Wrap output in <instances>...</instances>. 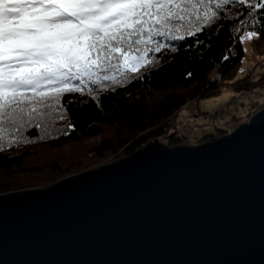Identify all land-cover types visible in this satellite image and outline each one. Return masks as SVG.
Listing matches in <instances>:
<instances>
[{
	"label": "water",
	"instance_id": "water-1",
	"mask_svg": "<svg viewBox=\"0 0 264 264\" xmlns=\"http://www.w3.org/2000/svg\"><path fill=\"white\" fill-rule=\"evenodd\" d=\"M0 264H264V107L200 144L152 139L0 194Z\"/></svg>",
	"mask_w": 264,
	"mask_h": 264
},
{
	"label": "snow or ice",
	"instance_id": "snow-or-ice-1",
	"mask_svg": "<svg viewBox=\"0 0 264 264\" xmlns=\"http://www.w3.org/2000/svg\"><path fill=\"white\" fill-rule=\"evenodd\" d=\"M201 13L200 26L185 28L190 43L203 45L200 34L226 24L238 33L232 40L264 37V0H0V152L26 142L29 126L48 132L49 123L64 119L53 116L63 93L88 87L97 99V81L119 87L142 78L129 73L167 59L177 48L165 41H186L184 22L201 21ZM257 16L254 29L248 18ZM152 52L160 56L148 59ZM73 99L82 102L69 96L63 106Z\"/></svg>",
	"mask_w": 264,
	"mask_h": 264
},
{
	"label": "trees",
	"instance_id": "trees-1",
	"mask_svg": "<svg viewBox=\"0 0 264 264\" xmlns=\"http://www.w3.org/2000/svg\"><path fill=\"white\" fill-rule=\"evenodd\" d=\"M259 19V16L256 21L248 18V22L258 29ZM202 20L203 13L201 21L193 17L184 22L181 34L186 35V41H165L177 48L174 52L169 50L167 59L159 58L147 70L141 67L139 71L129 73L132 77L142 74V78L125 80L119 87L109 81H97L91 85L97 99L88 95V87L63 93L53 116L62 112L64 119L49 123L48 132L42 127L29 126L23 134L26 142L0 152V194L53 184L111 154L125 157L162 135H167L168 145H177L180 138L173 136L176 131L173 119L186 102L216 95L226 85H231L237 92L250 91L261 85L264 75L256 80L249 74L234 77L245 51L238 39L229 38L230 34L238 35L231 25L226 24L208 36L200 34L203 45L190 43L192 37L187 36L185 28L194 31ZM257 37L264 41V37ZM226 52L229 54L227 60L223 59ZM141 55L145 53L141 52ZM159 56L155 52L147 54L148 59ZM73 84L79 89L78 81ZM101 85L103 90H100ZM69 96L79 97L82 102L78 104L73 99L63 106L64 98ZM216 130V134L206 135L204 140L227 133L225 129ZM83 141L90 142L84 154H72L65 159L59 157L63 149Z\"/></svg>",
	"mask_w": 264,
	"mask_h": 264
},
{
	"label": "rangeland",
	"instance_id": "rangeland-1",
	"mask_svg": "<svg viewBox=\"0 0 264 264\" xmlns=\"http://www.w3.org/2000/svg\"><path fill=\"white\" fill-rule=\"evenodd\" d=\"M242 44L244 51H246L236 67L234 77L242 78L249 74V77L252 80H256L259 76L264 75V41L260 40L257 36H252L250 38L245 36ZM241 69H243V71H241ZM212 76H215V73H212ZM262 79V84L250 91L237 92L231 88V85H226L224 89L216 95L202 99L194 98L186 102L185 105L179 109L173 119V123L176 125V131H179L183 138L177 145L191 146L212 140L211 137H207V140H204V136L213 133L216 134V128L225 129V131L229 133L240 123L249 119L250 116L264 107V78ZM214 111H216L214 115L208 119H200L198 116H193V114L197 115L200 113L212 115V112ZM189 116H191L192 119L195 118L192 129H189ZM166 136L167 135L160 136L158 141L168 145V139ZM215 137L217 138L219 136ZM89 143L90 142L83 141L70 148H65L59 152V157L65 159L66 157L69 158L72 154H84ZM120 158H122V156L118 153L111 154L101 161L90 163L87 166L88 168L86 167L81 170V172L95 169ZM81 172L71 175L79 174ZM66 177L68 176L62 177L59 180ZM51 185L52 184L47 183L45 185L25 188L22 190L47 188Z\"/></svg>",
	"mask_w": 264,
	"mask_h": 264
},
{
	"label": "built area",
	"instance_id": "built-area-1",
	"mask_svg": "<svg viewBox=\"0 0 264 264\" xmlns=\"http://www.w3.org/2000/svg\"><path fill=\"white\" fill-rule=\"evenodd\" d=\"M216 111H214V112H212V115H207V114H193V116H198L200 119H208V118H211L213 115H214V113H215ZM189 118H190V122H189V129H192L193 128V124H194V120H195V118H191V116H189ZM173 136L174 137H178L179 136V138H180V140L181 139H183L182 138V136L180 135V133H179V131H175V132H173Z\"/></svg>",
	"mask_w": 264,
	"mask_h": 264
}]
</instances>
